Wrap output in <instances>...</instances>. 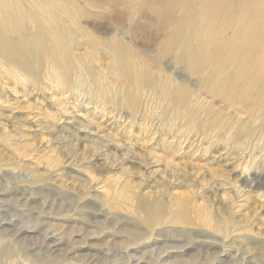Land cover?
<instances>
[{"label": "rangeland", "instance_id": "1", "mask_svg": "<svg viewBox=\"0 0 264 264\" xmlns=\"http://www.w3.org/2000/svg\"><path fill=\"white\" fill-rule=\"evenodd\" d=\"M195 4L0 0V264H264V62L188 72Z\"/></svg>", "mask_w": 264, "mask_h": 264}, {"label": "bare ground", "instance_id": "2", "mask_svg": "<svg viewBox=\"0 0 264 264\" xmlns=\"http://www.w3.org/2000/svg\"><path fill=\"white\" fill-rule=\"evenodd\" d=\"M196 4L193 5L191 10V14L194 13L193 19H189L192 24L188 25L189 30L191 31L192 36L197 37L194 38L197 43L195 46H187L189 52H187V59L185 68L192 72H196L197 68L195 65H198L200 60L204 56L203 50L211 51L214 53H224L225 49H220L219 44L229 45L226 53L234 54V51L239 52V59L237 62V66L235 69V73L238 77H244V72L242 68H246L249 70H253L252 73L255 74L250 77L251 80H256L258 77V73L263 69L264 62V49L258 55L256 50L260 44L259 39L261 37L262 27L259 26L261 20L264 19V3L263 0H242L240 4V8L242 9L241 13L237 18V26L231 28L233 30V35L230 38V44L218 41L217 36L219 33L223 31H229V27L231 25V11L234 9V3L231 5L229 9L222 13V10L227 8V4L230 3L229 0H195ZM262 3V10L257 9V5ZM257 11V12H256ZM222 15L220 16V14ZM253 13H256L254 19L248 21L249 16ZM220 16V17H218ZM222 18V19H221ZM221 19V22L219 20ZM195 20L196 23L194 22ZM264 25V23H262ZM183 24L181 27H183ZM179 28V27H178ZM177 28V29H178ZM190 31H187L188 33ZM210 33L209 38H206V34ZM40 35V32H38ZM41 36V35H40ZM220 42V43H219ZM11 49L10 55L13 57H18V54L23 56H27V52L25 53L19 51L17 48L9 47ZM20 52V53H19ZM23 62V61H22ZM193 66V68L191 67ZM190 67V68H189ZM246 71V72H248ZM245 72V73H246ZM248 83V82H247ZM251 86H257V80L251 84ZM246 88V84L244 83L240 86L239 92H243ZM15 250L10 246H3L0 244V255L12 256ZM5 257V256H4Z\"/></svg>", "mask_w": 264, "mask_h": 264}]
</instances>
